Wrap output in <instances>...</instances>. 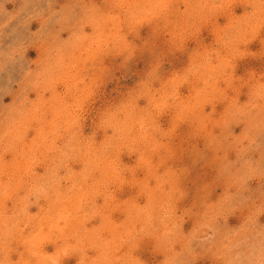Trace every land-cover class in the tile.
Listing matches in <instances>:
<instances>
[{
	"label": "rangeland",
	"instance_id": "rangeland-1",
	"mask_svg": "<svg viewBox=\"0 0 264 264\" xmlns=\"http://www.w3.org/2000/svg\"><path fill=\"white\" fill-rule=\"evenodd\" d=\"M0 264H264V0H0Z\"/></svg>",
	"mask_w": 264,
	"mask_h": 264
}]
</instances>
